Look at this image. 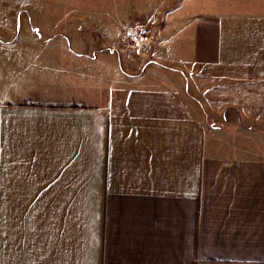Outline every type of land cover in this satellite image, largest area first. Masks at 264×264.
<instances>
[{
    "label": "crops",
    "instance_id": "0c3cea01",
    "mask_svg": "<svg viewBox=\"0 0 264 264\" xmlns=\"http://www.w3.org/2000/svg\"><path fill=\"white\" fill-rule=\"evenodd\" d=\"M0 264H264V0H0Z\"/></svg>",
    "mask_w": 264,
    "mask_h": 264
},
{
    "label": "rangeland",
    "instance_id": "374dc122",
    "mask_svg": "<svg viewBox=\"0 0 264 264\" xmlns=\"http://www.w3.org/2000/svg\"><path fill=\"white\" fill-rule=\"evenodd\" d=\"M3 1V0H2ZM44 14H46L45 12H44ZM19 15V14H18ZM16 16V20H17V22H16V28H15V31H19V30H22V28H23V30L24 31H29V30H27V26H26V22H27V20H26V17L25 16H27V12L24 10L23 12H22V14H20L19 16ZM31 15L33 16V19H34V21L36 22V24L37 25H39L40 27H41V29H42V25L40 24V21H41V19H42V15L41 14H38V13H31ZM47 16L49 17L50 16V14L49 13H47ZM52 16V15H51ZM33 24H34V22H32ZM27 25L29 26V28L30 29H32V30H34V27H31V22L29 21L28 23H27ZM131 26H135V25H131ZM22 30V31H23ZM44 31V30H43Z\"/></svg>",
    "mask_w": 264,
    "mask_h": 264
},
{
    "label": "built area",
    "instance_id": "2783aa9c",
    "mask_svg": "<svg viewBox=\"0 0 264 264\" xmlns=\"http://www.w3.org/2000/svg\"><path fill=\"white\" fill-rule=\"evenodd\" d=\"M149 34V30L144 27L136 29L129 37V43L133 46L140 45Z\"/></svg>",
    "mask_w": 264,
    "mask_h": 264
}]
</instances>
